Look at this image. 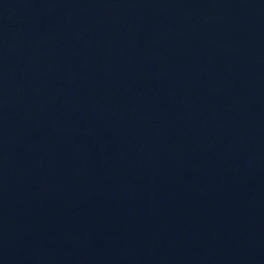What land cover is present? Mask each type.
<instances>
[{
	"label": "water",
	"instance_id": "water-1",
	"mask_svg": "<svg viewBox=\"0 0 264 264\" xmlns=\"http://www.w3.org/2000/svg\"><path fill=\"white\" fill-rule=\"evenodd\" d=\"M0 264H264V0H0Z\"/></svg>",
	"mask_w": 264,
	"mask_h": 264
}]
</instances>
